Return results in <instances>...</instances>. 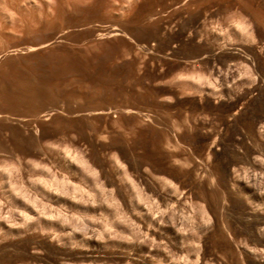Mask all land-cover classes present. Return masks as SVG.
Listing matches in <instances>:
<instances>
[{"label":"rangeland","instance_id":"1","mask_svg":"<svg viewBox=\"0 0 264 264\" xmlns=\"http://www.w3.org/2000/svg\"><path fill=\"white\" fill-rule=\"evenodd\" d=\"M0 264H264V0H0Z\"/></svg>","mask_w":264,"mask_h":264},{"label":"bare ground","instance_id":"2","mask_svg":"<svg viewBox=\"0 0 264 264\" xmlns=\"http://www.w3.org/2000/svg\"><path fill=\"white\" fill-rule=\"evenodd\" d=\"M83 161V160H82Z\"/></svg>","mask_w":264,"mask_h":264}]
</instances>
